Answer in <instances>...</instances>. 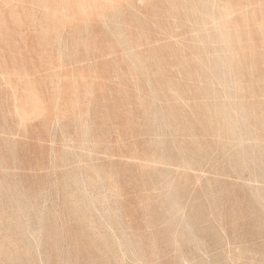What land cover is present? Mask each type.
Listing matches in <instances>:
<instances>
[{"label":"rangeland","instance_id":"obj_1","mask_svg":"<svg viewBox=\"0 0 264 264\" xmlns=\"http://www.w3.org/2000/svg\"><path fill=\"white\" fill-rule=\"evenodd\" d=\"M0 264H264V0H0Z\"/></svg>","mask_w":264,"mask_h":264},{"label":"bare ground","instance_id":"obj_2","mask_svg":"<svg viewBox=\"0 0 264 264\" xmlns=\"http://www.w3.org/2000/svg\"><path fill=\"white\" fill-rule=\"evenodd\" d=\"M3 18V17H2Z\"/></svg>","mask_w":264,"mask_h":264}]
</instances>
